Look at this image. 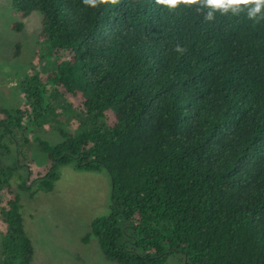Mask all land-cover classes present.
<instances>
[{
  "label": "trees",
  "instance_id": "obj_1",
  "mask_svg": "<svg viewBox=\"0 0 264 264\" xmlns=\"http://www.w3.org/2000/svg\"><path fill=\"white\" fill-rule=\"evenodd\" d=\"M11 4L40 13L44 54L22 83V109L0 108L1 130L26 143V120L69 109L86 118L78 137L35 139L48 163L25 187L39 179L51 191L56 167L71 162L106 170L112 205L91 234L117 264H264V20L209 22L195 5L169 12L154 0ZM4 170L3 264H33Z\"/></svg>",
  "mask_w": 264,
  "mask_h": 264
},
{
  "label": "rangeland",
  "instance_id": "obj_2",
  "mask_svg": "<svg viewBox=\"0 0 264 264\" xmlns=\"http://www.w3.org/2000/svg\"><path fill=\"white\" fill-rule=\"evenodd\" d=\"M40 22L39 12L22 17L11 0H0V108L23 107L22 83L31 73L36 54H44L39 44ZM17 24L22 25L20 31L14 29ZM17 45L19 53L15 56ZM28 121L26 143L0 128V170L8 169L4 170L8 185L20 195L25 231L34 246L33 264H117L105 259L91 234L92 222L108 215L112 205V181L106 170H78L71 162L56 167L58 178L51 191L42 189L39 179L25 187L30 173L48 163L35 139L56 145L64 141L63 133L78 137L85 115L69 109L61 115L50 113L37 123L27 125ZM5 230L0 222V264L4 262ZM164 264L182 263L177 255Z\"/></svg>",
  "mask_w": 264,
  "mask_h": 264
},
{
  "label": "clouds",
  "instance_id": "obj_3",
  "mask_svg": "<svg viewBox=\"0 0 264 264\" xmlns=\"http://www.w3.org/2000/svg\"><path fill=\"white\" fill-rule=\"evenodd\" d=\"M100 0H83L85 6L97 8ZM115 2V0H113ZM155 4L169 12L175 11L178 6H196L205 21L215 20L217 14L221 16H238L243 12L250 21L264 20V0H154ZM175 51L182 53L184 50L179 45Z\"/></svg>",
  "mask_w": 264,
  "mask_h": 264
}]
</instances>
